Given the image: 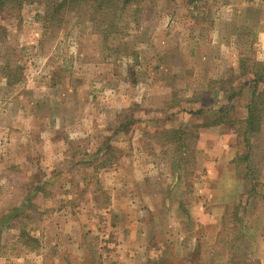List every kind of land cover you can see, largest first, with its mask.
<instances>
[{
    "label": "rangeland",
    "instance_id": "obj_1",
    "mask_svg": "<svg viewBox=\"0 0 264 264\" xmlns=\"http://www.w3.org/2000/svg\"><path fill=\"white\" fill-rule=\"evenodd\" d=\"M61 1L16 0L0 12V257L8 264L27 255L35 264L44 222L59 209L86 211L96 233L86 230L87 246L65 263L99 264L113 237L95 217L109 203L107 173L143 156L192 183L198 129L220 111L225 120L247 113L255 65L264 64V0H114L102 10L91 1L66 4L48 21ZM251 140L241 137L234 167L263 198L245 219L242 203L229 207L220 240L194 254L199 264H264V132Z\"/></svg>",
    "mask_w": 264,
    "mask_h": 264
},
{
    "label": "crops",
    "instance_id": "obj_2",
    "mask_svg": "<svg viewBox=\"0 0 264 264\" xmlns=\"http://www.w3.org/2000/svg\"><path fill=\"white\" fill-rule=\"evenodd\" d=\"M263 58L258 61L264 62ZM246 117L247 113H243L238 120ZM197 136V166L192 183L175 179L166 164L158 162L159 166L143 156L137 162L114 167L107 173L105 188L109 203L95 217L113 237L108 249L99 256V264H159L161 254L176 260L177 264H199L194 254L207 244L210 250L220 240L227 229L229 207L237 203L241 208L242 203L239 217L245 219L250 208L254 209L263 198L256 191V184L253 191L247 192L237 177L234 165L243 159L242 136L233 124L201 126ZM263 149L259 148L257 156V165H263L261 186L264 185ZM244 198L247 201L243 204ZM91 224L84 210L59 209L44 222L41 236L45 248L42 245L43 253L36 256L35 264H66L70 253L82 252L87 246L85 231L96 234ZM244 235L236 243L243 239L246 242ZM204 241L206 244L201 243ZM248 248L252 247L248 245ZM29 257L19 263L34 264ZM0 264L8 262L0 257Z\"/></svg>",
    "mask_w": 264,
    "mask_h": 264
},
{
    "label": "trees",
    "instance_id": "obj_3",
    "mask_svg": "<svg viewBox=\"0 0 264 264\" xmlns=\"http://www.w3.org/2000/svg\"><path fill=\"white\" fill-rule=\"evenodd\" d=\"M93 2L94 4H97V9L98 10H102L104 7L110 5L112 2H114V0H63L61 1L60 5L58 6V8H56L53 13L51 14H47V19L48 21H52L55 17V13L61 11L66 4H69L70 7H76L79 6V4L82 3H87V2ZM16 2V0H0V12H3L6 10L7 5L10 3H14ZM126 2H130V0H126ZM255 66H257V70L254 74V78L251 80V83H254L256 87H254V92H253V96H252V100L251 103L247 106V117L244 120H225L224 116L228 114V112L226 111H220L221 112V116H218L217 119H215L212 122H208L204 125V126H215V125H219V124H227V123H239L240 125H245V131L243 133L239 132V136L243 137V141L247 142V144H250V139L258 134L259 132H261L262 127L264 125V89L262 90H256L257 85L260 83H264V64L262 63H257ZM176 143L178 142V140H168L167 143L171 144V143ZM180 142V140H179ZM246 159L248 158V155H246L245 157ZM34 242V241H33ZM27 245V244H26ZM28 246V245H27ZM34 249V248H32ZM159 260V264H170V262H168V260L164 257ZM168 262V263H167Z\"/></svg>",
    "mask_w": 264,
    "mask_h": 264
}]
</instances>
